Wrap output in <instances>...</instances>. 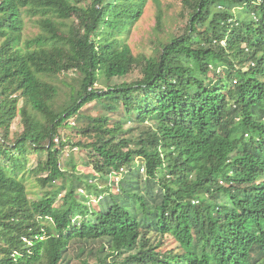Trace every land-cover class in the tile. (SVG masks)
<instances>
[{
  "label": "trees",
  "instance_id": "1",
  "mask_svg": "<svg viewBox=\"0 0 264 264\" xmlns=\"http://www.w3.org/2000/svg\"><path fill=\"white\" fill-rule=\"evenodd\" d=\"M147 1L0 0V264H72L74 250L75 264H264V0H181L184 31L134 55L118 35ZM24 13L39 16L26 39ZM91 102L106 114L74 127L93 173L66 177L55 139ZM121 172L116 191L89 182ZM28 174L52 186L38 200Z\"/></svg>",
  "mask_w": 264,
  "mask_h": 264
},
{
  "label": "rangeland",
  "instance_id": "2",
  "mask_svg": "<svg viewBox=\"0 0 264 264\" xmlns=\"http://www.w3.org/2000/svg\"><path fill=\"white\" fill-rule=\"evenodd\" d=\"M91 0H80V5H87ZM161 13L162 21L159 24L157 22V16ZM39 16L31 15L24 13L23 14V27H22V37L23 39L30 38L39 33L40 29L36 23V20ZM73 18L65 21L64 28L67 30L68 27L72 24ZM188 22V14L182 6L181 0H159V5L156 4L153 0H148L144 6L143 13L141 16L134 21L124 33L120 36L119 39L127 43L131 48L134 55H145V56H154L157 54L160 46L168 41L172 35L184 31L186 24ZM2 39H0V42ZM77 72H68L65 74H60L55 79V83L60 87V95L57 98V103H62L66 98H68L69 85L76 84L78 81ZM141 74L139 68H135L129 75L123 78H111L108 79L105 75L99 73L98 81L95 84V87L100 89H106L110 85L121 83L122 81H133L140 78ZM211 77L215 79L214 75L211 74ZM106 114V110L102 107L101 104L96 102H91L84 106L81 110V115L85 116L80 118V123L73 118L70 120V127H63L60 129V133L55 139L56 142L60 140L66 141L63 152L60 155V165L66 169L65 176L68 177L72 173L76 175H86L88 173H93L91 166L86 164V150L81 148L75 143L84 138L76 134L75 127L78 124H84L88 121V117H96L99 115ZM133 125L132 122L126 124V126ZM75 126V127H74ZM12 135H16L22 131V125L20 123V118L17 117L12 124ZM29 165L33 167L36 163V157L31 155L29 157ZM141 163V159L136 158L135 165ZM76 165V171L73 170L72 165ZM144 173V172H142ZM123 176V172L115 174H109L108 179H97L95 181H89L96 183L100 187L108 186L110 190L116 191L117 186L115 184L111 185V181H117ZM69 178L57 179L53 185H60L62 181L64 183L68 182ZM26 185L27 196L31 201L38 200L48 189H51L52 186L48 185L44 188H41L33 175H27L24 178ZM84 189V190H83ZM81 198L89 199V204L92 206V209H97V202L94 197L87 195L85 187L79 189ZM63 195V194H62ZM62 195L56 199V206H59L62 203ZM153 242L161 240L158 250L165 252L168 249L175 247V242L169 234L164 236L152 234ZM76 251H72V264L80 263L81 259H85L87 256H82L80 258L76 257ZM90 263L97 261L95 256H89Z\"/></svg>",
  "mask_w": 264,
  "mask_h": 264
},
{
  "label": "built area",
  "instance_id": "3",
  "mask_svg": "<svg viewBox=\"0 0 264 264\" xmlns=\"http://www.w3.org/2000/svg\"><path fill=\"white\" fill-rule=\"evenodd\" d=\"M141 171H143V168H141ZM115 174H117V173H115ZM117 181H118V180H117ZM117 181H116V182H117Z\"/></svg>",
  "mask_w": 264,
  "mask_h": 264
}]
</instances>
